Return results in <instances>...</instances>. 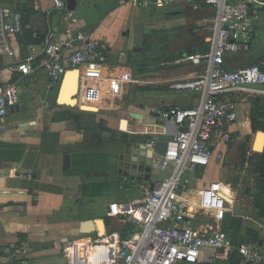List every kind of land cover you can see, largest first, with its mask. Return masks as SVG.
I'll return each mask as SVG.
<instances>
[{
	"label": "crops",
	"instance_id": "1",
	"mask_svg": "<svg viewBox=\"0 0 264 264\" xmlns=\"http://www.w3.org/2000/svg\"><path fill=\"white\" fill-rule=\"evenodd\" d=\"M76 1L78 23L72 26L55 10L53 0H0V17L20 13L26 22L21 34L5 39L0 36V62H19L27 53L26 37L37 44L50 33L57 39H66L69 37L67 29L71 27L74 32L107 42L111 52L106 70L111 74L125 71L134 80L135 60L129 58L128 51L140 46L144 48L147 43L154 45L155 30L166 28L171 45L182 46L174 49L173 54L188 51L200 54L209 38L203 26L214 17L207 12L197 13L195 6L199 8V4L192 8L190 3H174L148 10L124 0ZM161 11L166 13L164 22H155L148 14ZM4 44L11 50V56L1 55ZM230 57L227 67L238 69L237 59ZM167 60L165 56L157 58V68L151 66V78L144 81L135 77L137 80L124 89L123 96L115 104L105 102L100 110L81 105L82 110L83 107L95 109L84 110L94 112L92 115L97 119L92 125L80 117L77 108L58 104L62 88L51 89L45 71L40 70L29 77L13 74L7 68L0 73L2 81L17 80L22 92L20 105L10 111L0 125V264H9L12 255L23 264H66L62 251L65 241L125 233L129 223L117 214L116 206L142 201L152 182L162 181L168 172L155 171L151 181L133 179L119 175L118 166L110 161L124 151V141L142 143L147 136L170 140L174 128L156 117L158 108H189L199 103L198 94L175 89L173 85L196 78L200 68L188 63L177 64L181 59ZM144 83L150 85L151 91L142 90L140 95L137 92L135 98H129L133 88ZM125 99L128 100L126 103ZM233 100L238 120L223 128L229 130L232 140L223 143L221 136L216 135L212 140L214 158L209 166L199 170L193 187L202 188L213 182L224 184L229 194L226 199L232 202L230 196L233 195L243 210L259 220L239 216L232 209L218 227L231 236L236 246L256 243L264 256V170L262 174L251 170L252 187L249 183L243 189V195L237 182L235 191L232 189L228 177L229 159L235 167L242 155L237 149L240 142L250 139L251 145L245 142L249 144L248 155L264 153L263 149H253L258 135L264 134V130L253 128V98L237 95ZM130 112L142 115L144 120L130 118ZM78 116L80 123L76 120ZM123 120H126L125 125ZM248 169L245 167L242 177ZM158 174H161L160 179L155 181ZM26 175L33 178H24ZM137 180L140 182L133 186ZM98 222L102 223L103 233ZM210 222V217L203 214L192 220L195 227ZM235 256L239 259L237 254ZM197 264L237 262L216 260L215 251L206 249Z\"/></svg>",
	"mask_w": 264,
	"mask_h": 264
},
{
	"label": "built area",
	"instance_id": "2",
	"mask_svg": "<svg viewBox=\"0 0 264 264\" xmlns=\"http://www.w3.org/2000/svg\"><path fill=\"white\" fill-rule=\"evenodd\" d=\"M143 9L164 8L174 3L199 0H124ZM215 8L214 17L203 26L209 33V51L188 55L177 64L198 66L200 72L192 80L177 82L173 88L187 90L200 96L195 107H162L155 110L156 117L172 126V135L164 156L153 159V170L168 172L162 181L148 189L145 198L137 203L119 204L117 214L135 229L130 238L123 240L117 233L98 239L68 240L62 251L66 264H197L206 249L215 251V259L229 262L239 256V264H263L264 256L256 243L236 246L231 236L218 224L233 204L226 199L225 185L213 182L194 188L193 180L201 168L209 166L214 158L212 140L218 134L223 143L231 142L226 126L238 120L234 96L264 97V59L250 67L235 70L227 67L232 55L249 51L255 37V20L262 0H202ZM55 10L68 24L76 25L75 11H70L65 0H53ZM198 9V6H195ZM23 16L16 13L0 17V36L5 39L23 32ZM69 37L57 39L48 34L39 44L27 46V53L16 63L0 62V73L7 68L13 74L29 77L43 70L50 79V88L60 90L68 74L79 73V92L75 99L81 105L98 107L105 102L115 104L124 89L134 83L127 72L115 74L107 69L110 45L93 39L82 32L67 29ZM11 56L4 44L1 55ZM109 85V86H108ZM106 87V89H105ZM62 91V89H61ZM18 81L0 79V125L10 111L21 103ZM155 141L147 144L154 148ZM220 158V156H218ZM32 179V175L23 176ZM129 182L128 178H125ZM234 200L233 195L230 196ZM208 215L209 224L195 227L196 215ZM9 264L17 262L12 255Z\"/></svg>",
	"mask_w": 264,
	"mask_h": 264
},
{
	"label": "rangeland",
	"instance_id": "3",
	"mask_svg": "<svg viewBox=\"0 0 264 264\" xmlns=\"http://www.w3.org/2000/svg\"><path fill=\"white\" fill-rule=\"evenodd\" d=\"M148 14L152 17L153 20H155V22L156 21L164 22L165 18L167 19L166 13L162 14V11H161V13L158 12L156 14H154V13H148ZM255 29H256L255 37L250 44L249 51H244V52L239 53L238 55H233L230 57V59H232V60L237 59V63H238L237 65L239 68H242V66H244V65L258 63L260 60L264 59V12H262V11H259L257 14V19L255 20ZM155 33L157 35L154 34L155 36H152L154 39V45H150L147 43L146 45L143 46L144 48H141V46H140V47H137V48L127 52L129 55V58L130 59L133 58L135 60V61H133L134 66L132 69L133 70L135 69V71H134L135 75L134 76L136 78L139 77L138 80L141 79L144 81H146V80L148 81V78H151V76H150L152 73L151 68L152 67L157 68V62H156L157 58H160V56H165L166 58H168L169 54L174 52V49L182 47L180 44H177L175 46L171 45V38H170V35L168 34V30H166V28L156 29ZM149 34H151V33H149ZM157 54H159V56ZM133 64H131V65H133ZM135 77H134V81L137 80ZM139 86L140 87L133 88L132 96L129 98H135V96L137 95V92H139V95H140V93H142V90L151 91L150 85H146L144 83V84H140ZM56 92H57V90H55L54 97L56 96ZM144 95H147V94H144ZM121 101H124V99L120 100V102ZM127 101L128 100L125 99L124 103H126ZM77 110L80 113V117L82 116L83 119L87 121L88 125L89 124L92 125V123L97 119L95 116L92 115L94 112L84 111V110L78 109V108H77ZM101 125L103 126V123H101ZM96 129H98V125H97ZM245 142H249V144L251 145L250 139H247L245 141L240 142L237 146L239 153L242 151L241 147L245 144ZM233 145H235V142ZM263 145H264V143H263ZM243 160H244V157L242 155H240L239 159H238V163L235 165V167L232 164L231 159H229V161H228V165H229L228 177L231 178L232 189L235 191V186H236V182H237L238 187L240 186V188H238V189H240L241 193L240 192L239 193L241 195H243V189H245L249 183H250V187H252L251 182L249 181L251 179L250 172L252 170V172L255 173L257 171V166L260 163V161L256 157H253L252 154L247 155V158H246L247 162L245 163L244 166L242 165ZM250 160H252L253 162ZM245 167H249V169H248L249 172L247 174H245L244 177H242L243 176L242 171L245 169ZM160 175L161 174H158L154 178L155 181H159ZM238 197H239V195H238Z\"/></svg>",
	"mask_w": 264,
	"mask_h": 264
},
{
	"label": "water",
	"instance_id": "4",
	"mask_svg": "<svg viewBox=\"0 0 264 264\" xmlns=\"http://www.w3.org/2000/svg\"><path fill=\"white\" fill-rule=\"evenodd\" d=\"M65 2L67 3V7L70 11L76 10L77 8L76 0H65ZM72 73L77 74V80H76V85L71 90V93L76 92V96H77L79 92V85H80L79 73L77 71L72 72ZM65 84L66 82H64L63 84L61 95L58 99V104L64 107L76 108L77 107V101L75 99L76 96L72 97L71 99L66 98V100H62ZM129 117L144 120L142 115H139L133 112L129 113ZM123 124L124 125L126 124V120H123ZM257 140L258 138L256 139L254 143V146H253L254 150L256 148ZM151 141H155L154 148L147 147V144ZM122 145L125 146L124 151L121 154H119L118 157L113 158L110 161L111 163L118 166L119 175L133 178V179H140V180L145 179L147 181H151L155 173L152 167L153 159L157 155L164 156L166 154L167 149H168V141L156 140L153 136H147L146 139L142 143H133L130 141H124ZM262 149L264 150V146L262 147ZM68 164L70 165V163ZM154 186H155V182H152L151 189H153ZM231 203L233 204L234 212L238 214L239 216L252 218L254 220H259L252 213L246 210H243L242 207L238 203H236L234 200H232ZM101 224H102L101 222H98L100 232L103 233L104 229L101 227Z\"/></svg>",
	"mask_w": 264,
	"mask_h": 264
},
{
	"label": "trees",
	"instance_id": "5",
	"mask_svg": "<svg viewBox=\"0 0 264 264\" xmlns=\"http://www.w3.org/2000/svg\"><path fill=\"white\" fill-rule=\"evenodd\" d=\"M262 1H264V0H262ZM196 4H199V8L197 10L198 11L197 13H201L202 14L204 12H207V13H210V17H212V16L215 15V13H216L215 8H213L212 6L206 5L205 3H203L202 0L190 2V5H191L192 8ZM260 11L264 12V7H261L260 8ZM25 24H26V22H25V19H24V16H23V26H25ZM25 41H26L25 42L26 47L28 45H30V44H37L33 40H30V38H27V37H26ZM208 51H209V45L208 44H205V48L200 53H206ZM197 53L198 52H196V51L195 52L194 51L181 52L178 55H175V54L172 53V54L169 55L170 58L168 57V60L166 62H170V61H175V60L182 59L187 54H190V55H193L194 54L195 55ZM252 65H254V64L244 65V66H242V68H244V67H250ZM252 101H253L254 106H255V112H254V115L252 117L253 128H254V130H264V98L263 97L253 98ZM76 118H77L76 119L77 122L80 123V117L78 116ZM125 139H126V137H125ZM241 149H242L241 154L244 157V160L242 162V165L244 166L245 163L247 162L246 158H247V155L249 153V144L248 143H245L241 147ZM253 157H256L260 161L259 165L257 166V171H259V173L262 174V171L264 170V153L263 154H259V153L253 154ZM250 161H252V160H250ZM139 182L137 180L133 184V186H136L137 183H139ZM123 188H126V187H123ZM132 230H133V226L131 224H128L127 227H126L125 233L122 234L121 238L123 240L128 239L132 235ZM236 257L237 256L233 255L232 258H231V261H234L235 260L237 262V264H239V259L236 258Z\"/></svg>",
	"mask_w": 264,
	"mask_h": 264
},
{
	"label": "bare ground",
	"instance_id": "6",
	"mask_svg": "<svg viewBox=\"0 0 264 264\" xmlns=\"http://www.w3.org/2000/svg\"><path fill=\"white\" fill-rule=\"evenodd\" d=\"M76 80H77V74L76 73L68 74V79H67L65 87H64V93L62 96V100H66V98L71 99L72 97L76 96V92L71 93L72 88L76 85ZM71 104H69V105H71ZM73 104H75V103H73ZM83 110H93L94 111L95 109H93L91 107H83ZM263 141H264V134H260L258 137V140H257V144H256V150L257 151L262 150ZM101 227L103 228L102 224H101Z\"/></svg>",
	"mask_w": 264,
	"mask_h": 264
}]
</instances>
